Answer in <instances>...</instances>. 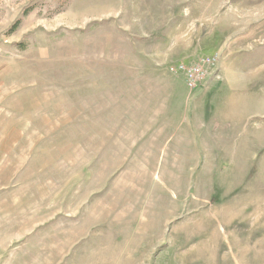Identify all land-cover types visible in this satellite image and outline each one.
Here are the masks:
<instances>
[{
    "label": "rangeland",
    "instance_id": "rangeland-1",
    "mask_svg": "<svg viewBox=\"0 0 264 264\" xmlns=\"http://www.w3.org/2000/svg\"><path fill=\"white\" fill-rule=\"evenodd\" d=\"M0 264H264V0H0Z\"/></svg>",
    "mask_w": 264,
    "mask_h": 264
},
{
    "label": "built area",
    "instance_id": "built-area-1",
    "mask_svg": "<svg viewBox=\"0 0 264 264\" xmlns=\"http://www.w3.org/2000/svg\"><path fill=\"white\" fill-rule=\"evenodd\" d=\"M172 70L183 73L188 89L193 91L202 87L207 79L216 73L218 70V55L202 56L189 65L179 63L172 67Z\"/></svg>",
    "mask_w": 264,
    "mask_h": 264
},
{
    "label": "trees",
    "instance_id": "trees-1",
    "mask_svg": "<svg viewBox=\"0 0 264 264\" xmlns=\"http://www.w3.org/2000/svg\"><path fill=\"white\" fill-rule=\"evenodd\" d=\"M19 23H20V20H18V21L13 25L12 29H16L17 26L19 25Z\"/></svg>",
    "mask_w": 264,
    "mask_h": 264
}]
</instances>
